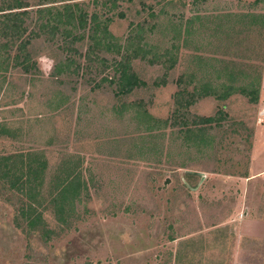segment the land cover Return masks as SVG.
<instances>
[{"label":"rangeland","instance_id":"1","mask_svg":"<svg viewBox=\"0 0 264 264\" xmlns=\"http://www.w3.org/2000/svg\"><path fill=\"white\" fill-rule=\"evenodd\" d=\"M26 1L28 31L40 8L70 6L111 18L130 51L142 37L130 66L144 86L118 98L120 56L87 57L86 41L76 53L40 35L25 72L0 38V158L45 162L32 199L0 178V264H264V0ZM179 79L214 93L182 116L217 119L202 137L170 124ZM72 164L79 195L58 215ZM29 203L35 231L20 214Z\"/></svg>","mask_w":264,"mask_h":264},{"label":"trees","instance_id":"2","mask_svg":"<svg viewBox=\"0 0 264 264\" xmlns=\"http://www.w3.org/2000/svg\"><path fill=\"white\" fill-rule=\"evenodd\" d=\"M115 2L116 0H111L112 5H114ZM28 8H30V5L26 0H0V38L5 39L6 46L14 45V47L16 46L18 51L22 53L23 58L19 60L20 57L17 56L15 57V62L18 66L23 67L25 72H29L28 70L31 68L28 65L29 56L26 53L31 41L39 38L40 35L45 33L49 34L51 38L59 34L64 41L70 39L66 42V45L64 42V46H62L63 50L65 49L69 52L74 51L77 53L74 46L86 41L87 57L96 52L114 53L120 56L119 60H114L112 62L117 77L111 79L112 83L116 85V96L118 98H123L129 95L135 88L144 86V82L138 78L130 66V61L144 54L142 53L144 52L142 49L143 47H141L140 44L142 37H137L136 47L133 51H130V48H127L128 46H121L119 41L110 33L109 25L112 21L111 18L107 17L101 20L100 16L96 13L91 14L89 17L87 13H80L77 17L70 6H64L62 10H56L50 7L40 8V10L37 11L40 14V21L37 23L34 22L35 29L28 31V27L25 25V20L29 17ZM119 14V17L122 19L124 15L122 13ZM150 15L154 16L152 12ZM136 29L141 31L142 26L138 25ZM81 31L82 34H80ZM27 32L29 33L27 34ZM122 51L123 53L121 54ZM142 58L145 59L146 57L142 55ZM148 62L153 64V59L151 58ZM174 64V60L169 59L167 69L173 68ZM182 82L181 79L177 81L179 90L175 94V109L172 112L170 124L174 127L181 126L186 131L185 135L189 137H202L206 134L205 130L200 128V125L214 123L217 119L214 117H204L197 118V120L192 123H187L186 118L182 116L185 115L184 112H187L197 100L209 96L208 94L210 93H214L210 87L204 86L200 90L194 87L189 91L187 86L181 85ZM160 84L163 85V82L156 83L157 86H160ZM240 91L245 95L248 94L246 89H240ZM228 95H230V92H227L225 97ZM144 116L151 119L150 115L147 113H145ZM197 126H200V129ZM44 172L45 162L35 161L29 155L15 154L0 158L1 181L8 186L10 190L20 192L29 199L33 198V187L35 183L40 180L39 178L44 177ZM65 174V177L57 183L55 195L53 200H51L52 204L55 205L58 210V215L62 214L64 205L65 208L69 204L73 205V201L75 198H78L79 195L80 183L79 177L76 174V166L72 164V167L67 173L65 172ZM69 206L71 207V205ZM20 210L21 216L25 218L30 228L29 230L35 231L34 228L42 222V213L37 212L36 208H34L31 203L27 205L26 210ZM58 219L63 221L62 218Z\"/></svg>","mask_w":264,"mask_h":264},{"label":"water","instance_id":"3","mask_svg":"<svg viewBox=\"0 0 264 264\" xmlns=\"http://www.w3.org/2000/svg\"><path fill=\"white\" fill-rule=\"evenodd\" d=\"M196 174V173H195Z\"/></svg>","mask_w":264,"mask_h":264}]
</instances>
